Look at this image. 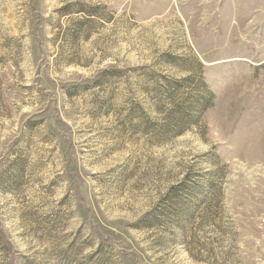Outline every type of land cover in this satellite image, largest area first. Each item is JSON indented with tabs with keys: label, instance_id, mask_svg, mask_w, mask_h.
I'll return each instance as SVG.
<instances>
[{
	"label": "rangeland",
	"instance_id": "1",
	"mask_svg": "<svg viewBox=\"0 0 264 264\" xmlns=\"http://www.w3.org/2000/svg\"><path fill=\"white\" fill-rule=\"evenodd\" d=\"M0 264H264V0H0Z\"/></svg>",
	"mask_w": 264,
	"mask_h": 264
},
{
	"label": "trees",
	"instance_id": "2",
	"mask_svg": "<svg viewBox=\"0 0 264 264\" xmlns=\"http://www.w3.org/2000/svg\"><path fill=\"white\" fill-rule=\"evenodd\" d=\"M209 100H211V98L210 99H204L203 101H201V103L198 104L197 109L199 112L204 111L207 108V105L209 104ZM180 134H181V131H178V132L174 133L173 135L178 136Z\"/></svg>",
	"mask_w": 264,
	"mask_h": 264
}]
</instances>
